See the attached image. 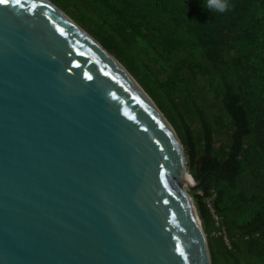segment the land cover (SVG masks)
<instances>
[{
  "label": "water",
  "instance_id": "1",
  "mask_svg": "<svg viewBox=\"0 0 264 264\" xmlns=\"http://www.w3.org/2000/svg\"><path fill=\"white\" fill-rule=\"evenodd\" d=\"M201 185L82 27L50 0L0 2V264H212Z\"/></svg>",
  "mask_w": 264,
  "mask_h": 264
},
{
  "label": "trees",
  "instance_id": "2",
  "mask_svg": "<svg viewBox=\"0 0 264 264\" xmlns=\"http://www.w3.org/2000/svg\"><path fill=\"white\" fill-rule=\"evenodd\" d=\"M179 135L212 264H264V0H50Z\"/></svg>",
  "mask_w": 264,
  "mask_h": 264
},
{
  "label": "clouds",
  "instance_id": "3",
  "mask_svg": "<svg viewBox=\"0 0 264 264\" xmlns=\"http://www.w3.org/2000/svg\"><path fill=\"white\" fill-rule=\"evenodd\" d=\"M206 7L217 13L226 12L230 4L228 0H207Z\"/></svg>",
  "mask_w": 264,
  "mask_h": 264
},
{
  "label": "snow or ice",
  "instance_id": "4",
  "mask_svg": "<svg viewBox=\"0 0 264 264\" xmlns=\"http://www.w3.org/2000/svg\"><path fill=\"white\" fill-rule=\"evenodd\" d=\"M0 2H5V3H6V2H8V0H0ZM16 2L19 3L20 0H16ZM34 7H35V5H34ZM60 31L63 32V29H60ZM179 251L181 252V255H183V249L180 248ZM185 258H186V257H185Z\"/></svg>",
  "mask_w": 264,
  "mask_h": 264
},
{
  "label": "rangeland",
  "instance_id": "5",
  "mask_svg": "<svg viewBox=\"0 0 264 264\" xmlns=\"http://www.w3.org/2000/svg\"><path fill=\"white\" fill-rule=\"evenodd\" d=\"M198 191H199V190H198ZM198 191H197V192H198Z\"/></svg>",
  "mask_w": 264,
  "mask_h": 264
}]
</instances>
